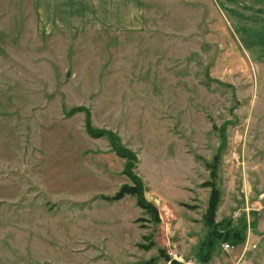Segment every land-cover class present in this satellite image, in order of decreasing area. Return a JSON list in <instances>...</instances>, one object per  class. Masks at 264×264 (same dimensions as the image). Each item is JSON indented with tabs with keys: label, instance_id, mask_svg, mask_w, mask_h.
<instances>
[{
	"label": "rangeland",
	"instance_id": "obj_1",
	"mask_svg": "<svg viewBox=\"0 0 264 264\" xmlns=\"http://www.w3.org/2000/svg\"><path fill=\"white\" fill-rule=\"evenodd\" d=\"M35 1L0 0V264H203L219 151L215 222L243 239L206 264H264L263 36L241 41L213 0H146L137 32L50 34ZM116 147L158 223L103 199L132 184Z\"/></svg>",
	"mask_w": 264,
	"mask_h": 264
},
{
	"label": "crops",
	"instance_id": "obj_2",
	"mask_svg": "<svg viewBox=\"0 0 264 264\" xmlns=\"http://www.w3.org/2000/svg\"><path fill=\"white\" fill-rule=\"evenodd\" d=\"M213 2L241 41L248 30L264 39V0ZM35 7L40 25L50 34L117 36L142 30L147 19L146 0H36Z\"/></svg>",
	"mask_w": 264,
	"mask_h": 264
},
{
	"label": "trees",
	"instance_id": "obj_3",
	"mask_svg": "<svg viewBox=\"0 0 264 264\" xmlns=\"http://www.w3.org/2000/svg\"><path fill=\"white\" fill-rule=\"evenodd\" d=\"M86 132L87 134L94 139H99L104 137L107 133L104 130H93L90 127L89 121L86 123ZM222 149V148H221ZM116 156L127 160V164L125 165L124 175H126L132 182L131 185L123 184L115 195L111 197H103L105 201L108 202H116L123 199L125 196H132L136 200L137 206L143 210L145 213L149 214L155 223L159 222L158 218V210L154 206V204L148 202L145 199V188L141 179L133 173L134 163H136V155L122 147L115 148ZM221 151L216 153L211 162H205L206 168L209 170L210 180L205 182L204 187L210 188L207 208L205 214L203 215V221L205 226L208 228L206 240L203 242V245L207 248V253L205 255H200V261L203 264H206L209 259V255L211 254L215 244L219 241L229 242L231 245L242 241L243 236L239 229H235L230 221H227L223 224L222 229H220V224L215 222V214L220 203V190L217 186V181L219 179V166L221 162ZM165 261L167 256L164 254Z\"/></svg>",
	"mask_w": 264,
	"mask_h": 264
},
{
	"label": "built area",
	"instance_id": "obj_4",
	"mask_svg": "<svg viewBox=\"0 0 264 264\" xmlns=\"http://www.w3.org/2000/svg\"><path fill=\"white\" fill-rule=\"evenodd\" d=\"M223 249L228 251L229 249H233V246L230 244H224ZM166 256H167V260H166L167 264H191L190 262H184L182 258H180L177 255V253L173 251H168V253H166Z\"/></svg>",
	"mask_w": 264,
	"mask_h": 264
}]
</instances>
